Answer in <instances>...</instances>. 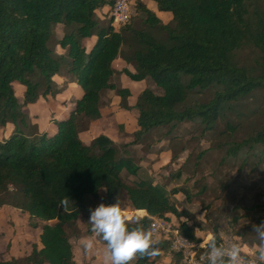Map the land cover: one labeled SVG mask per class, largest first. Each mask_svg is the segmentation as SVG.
Here are the masks:
<instances>
[{
    "label": "trees",
    "instance_id": "obj_1",
    "mask_svg": "<svg viewBox=\"0 0 264 264\" xmlns=\"http://www.w3.org/2000/svg\"><path fill=\"white\" fill-rule=\"evenodd\" d=\"M113 1L0 0V126L7 122L13 126L0 140V207H13L30 220L42 222L38 243L31 244L23 258L26 264H76L69 234L77 236L75 219L83 201L100 189L105 205L114 204L123 192L132 209L144 210L139 218L146 229L151 217L167 219L169 213L187 219L188 213L177 209L170 198L182 192L188 200L182 188L166 191L165 184L150 178L129 183L120 178L123 170L137 175L132 146L162 127H167L163 134L172 139L176 126L183 122L198 125L200 133L223 122L232 132L236 122L229 112L242 115L234 105L264 87V0H152L157 10L170 13L168 23L141 0H130V16L117 30L109 16ZM104 6L108 7V20L101 23L94 12ZM57 25L61 26L60 36L54 31ZM91 35L95 40L86 51L81 40ZM244 48L254 52L250 65L236 60L237 52ZM117 56L132 64L133 72L121 70L129 79L148 78L161 92L144 87L128 105V89L110 81L111 63ZM54 75L63 77L65 84L74 82L81 94L65 117L50 119L55 129L47 135L38 131L23 107L63 89L53 81ZM13 82L23 87L20 102ZM106 90L119 97L122 109L136 110L137 129L127 142L115 143L97 134L84 143L78 133L101 116L100 98ZM206 91L210 97L205 101L192 98V94ZM223 144V160L247 162L253 170L264 162V124L240 141ZM180 173L177 168L170 175L178 178ZM65 197L71 201L67 206L63 205ZM239 217L231 216L229 224ZM136 218L128 220L129 230L138 226ZM261 221L264 212L255 225ZM30 225L36 227L34 222ZM195 226L179 221L175 229L197 243ZM87 232H91L89 228ZM210 233L218 243L216 225ZM233 233L242 237L245 231ZM155 239L160 254L168 255L162 264H181V255L170 249L169 238ZM198 251L208 252L207 248ZM244 257L263 264L255 255ZM157 258L159 255L136 259L131 264H154ZM0 264L17 261L9 257L0 259ZM201 264H209L208 258Z\"/></svg>",
    "mask_w": 264,
    "mask_h": 264
},
{
    "label": "rangeland",
    "instance_id": "obj_2",
    "mask_svg": "<svg viewBox=\"0 0 264 264\" xmlns=\"http://www.w3.org/2000/svg\"><path fill=\"white\" fill-rule=\"evenodd\" d=\"M54 31L57 36H60L61 26H55ZM59 52L62 51L59 50ZM253 56L254 52L251 49L244 48L237 52L236 60L240 65H250ZM130 65L133 69L132 64ZM112 80V83L120 87L117 74ZM122 81V83L126 82L124 85L131 93L126 99L127 104L132 105L135 95L140 91L137 90L141 87V83L126 77ZM64 84L63 82L58 86H64ZM146 85L155 93L161 92L149 79ZM14 92L17 97L21 94L17 84H14ZM70 93L73 96L74 88L70 89ZM209 97L210 91L192 94L193 99L202 101ZM100 101L101 116L90 121L87 128L78 133L79 138L83 142H88L95 135L104 134L115 143L131 140L135 129L136 110L122 109L119 106V97L112 90L103 91ZM234 109L242 115L236 116L235 111L229 112V118L236 122L235 130L232 132L225 129L223 122H218L213 130L204 133H200L198 125L183 122L176 126L172 139H169L170 135L163 134L167 127H162L154 129L140 144L132 146L134 162L139 169L136 176L129 175L124 170L121 171L119 176L124 182L150 178L153 183L165 184L166 191L174 187L182 188L188 196L187 200L182 192L170 195L177 209L188 213L187 219L185 216L175 217L172 214H166L167 219H163L165 227L159 228L154 238H169L171 241L172 236L168 230H176L178 222L185 220L189 224L196 225L194 232L200 240L195 243L196 249L192 248L193 251H198L200 244L208 241L214 225L218 227L219 242H222V238L231 236L233 242L240 245L241 256H252V253L257 250L256 246L260 240L252 230V225H255L257 218L264 212V162L251 170L247 162L241 164L237 159L223 160L222 155L225 148L224 142L240 141L264 124V87L254 90L241 99L234 105ZM23 111L26 112L25 108ZM173 154L174 158H171ZM198 155L200 157L196 158ZM177 168L181 169L180 176L172 178L170 174ZM103 196L104 191L100 189L96 196H87L84 199L75 219L77 236L69 234L76 264H106V247L95 233L87 232L88 228L91 229L90 209L94 210L96 206L103 203ZM117 201L124 209L127 220H134L144 215L142 212H135L128 205L123 192L114 203ZM233 215L240 217L229 224L228 220ZM31 222H34L36 227H32ZM41 224L40 220H30L26 213L18 209L10 206L0 207V259L12 257L17 264H26L23 258L29 254L31 244L38 243L37 236ZM236 230L245 231V233L239 237L233 233ZM237 237L240 239L237 240ZM88 238L93 240L94 247L85 254L81 242ZM200 253L203 252L198 251L193 258L200 261L198 259ZM167 259V254H159L154 264H162Z\"/></svg>",
    "mask_w": 264,
    "mask_h": 264
},
{
    "label": "clouds",
    "instance_id": "obj_3",
    "mask_svg": "<svg viewBox=\"0 0 264 264\" xmlns=\"http://www.w3.org/2000/svg\"><path fill=\"white\" fill-rule=\"evenodd\" d=\"M71 202L67 197L64 198L63 205L67 206ZM184 222H186L184 220ZM135 223L137 227L129 230L127 217L124 215L120 203L117 201L111 205L100 203L94 210L90 209L89 224L90 231L97 237H101L106 243L105 262L106 264H131L133 260L154 258L160 254L158 244L155 239V226L147 229L140 223L137 217ZM252 230L259 237L260 243L256 246L257 251L252 255L257 256L258 260L264 262V221L258 225H252ZM240 239L237 237V240ZM85 254L90 252L94 247L91 238L81 242ZM200 248H207V257L209 264H256V260H247L241 256V247L238 243H231L225 248L222 244L217 243L214 233L209 234L207 245L200 244ZM196 249V244H192ZM193 256L198 251H193ZM200 261H203L204 254L200 253ZM227 257V261L223 257ZM197 261L196 264H200Z\"/></svg>",
    "mask_w": 264,
    "mask_h": 264
},
{
    "label": "crops",
    "instance_id": "obj_4",
    "mask_svg": "<svg viewBox=\"0 0 264 264\" xmlns=\"http://www.w3.org/2000/svg\"><path fill=\"white\" fill-rule=\"evenodd\" d=\"M141 1L146 5L147 8H149L151 11H153L155 13V15L163 23H168L170 21V19H171L170 13L167 11L157 10L156 5L152 0H141ZM94 13H95V16L97 17V19L100 20L101 22L102 21L105 22L108 20V7L107 6H104V7H101L100 9L95 10ZM113 27H114V30H117L119 26H113ZM94 40H95L94 35H91L89 37H85L81 40V43H82V45L86 51H88L90 49ZM57 49H59V48H57ZM59 50H57L58 53H60ZM111 66H112L114 72L110 78V81L112 82L113 81L112 78L114 77L115 74H117L120 87L128 89V87H126L124 85L126 82L122 83L123 82L122 79H125V77L127 79H129V78L124 73H122L121 70L126 69L130 72H133L131 65L124 62V60H122L119 56H117L113 59ZM52 79L57 85H60L64 81L63 77H60L58 75H54ZM143 80L138 81L139 83H141V87L137 91H139V90L141 91L144 87H148V85L145 86V83L148 79L145 78ZM131 81H133V80H131ZM14 84H17V86L20 88V93H21L20 96L17 97V95H15L17 97V100L20 102L21 98H22L23 87L20 84L13 82L12 83L13 88H14ZM73 88H74V94H73V96H71L70 89H73ZM128 91H129V89H128ZM129 93H130V91H129ZM80 94H81V90L78 87V85H76L74 82H68L64 85L63 89L59 93H57L54 97H51L48 95L45 97H39V98H37V100L35 102L27 104L26 107L24 106L23 109L25 108L26 113L30 117L31 121L36 123L39 131H44V132H46L47 135H51L54 132L55 127L52 124L50 119L51 118L60 119V118L65 117L67 112L72 108L74 101L80 96ZM136 96L137 95H135V97ZM135 97H134V100H135ZM134 100L132 103H134ZM99 111H100V109H99ZM12 127H13L12 124L9 122L5 123L4 126H0V140L2 138L7 137L10 134ZM136 129H137V126L135 123V129L134 130H136ZM84 143H87V141ZM133 210L135 212L139 211V212H142L145 214L144 210H142V209H133ZM167 261H168V259H167ZM263 264H264V262H263Z\"/></svg>",
    "mask_w": 264,
    "mask_h": 264
},
{
    "label": "built area",
    "instance_id": "obj_5",
    "mask_svg": "<svg viewBox=\"0 0 264 264\" xmlns=\"http://www.w3.org/2000/svg\"><path fill=\"white\" fill-rule=\"evenodd\" d=\"M129 4H130V0L113 1L109 16L114 26H120L128 20L130 16ZM150 219H151L150 226H155L156 231L159 228L163 229L165 227V223L162 218L151 217ZM168 231L169 233H171L172 236L170 241V249L180 253L181 264H196L197 260L193 258V254H192L193 243L189 242L185 237L177 233L176 230L170 229ZM231 243H233V238L231 236H227L222 238V242H218V245L222 244L225 248H227L230 246ZM204 258H208L207 253L204 254ZM198 259L200 260V257Z\"/></svg>",
    "mask_w": 264,
    "mask_h": 264
}]
</instances>
